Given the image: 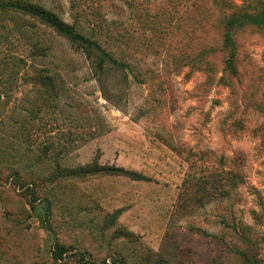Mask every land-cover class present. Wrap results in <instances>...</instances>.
Returning <instances> with one entry per match:
<instances>
[{
  "label": "rangeland",
  "instance_id": "1",
  "mask_svg": "<svg viewBox=\"0 0 264 264\" xmlns=\"http://www.w3.org/2000/svg\"><path fill=\"white\" fill-rule=\"evenodd\" d=\"M0 2L95 23L127 62L98 74L0 8V264H264V26L236 30L231 69L222 34L227 13L264 0ZM93 162L150 179L60 175Z\"/></svg>",
  "mask_w": 264,
  "mask_h": 264
},
{
  "label": "trees",
  "instance_id": "2",
  "mask_svg": "<svg viewBox=\"0 0 264 264\" xmlns=\"http://www.w3.org/2000/svg\"><path fill=\"white\" fill-rule=\"evenodd\" d=\"M0 8L12 9L19 11L23 14L30 15L38 19L41 23L52 28L59 35L64 36L69 42L74 44L78 50H80L84 56L89 59L94 67L96 73L100 74L105 67L109 66L115 70L125 71L127 67L126 59L120 58L116 55L112 48L104 46L102 41L103 36L101 35V27L95 23L88 27L87 32L83 31L82 28H75L74 25L64 22L54 13L47 11L39 6L32 4H19L15 2H0ZM264 26V7L260 10L249 11V10H235L232 9L223 19L222 23V34L224 38V45L233 46V51L230 54V60L227 62L226 67L231 69L234 68V34L236 30L249 28V27H261ZM112 40L117 42V38L112 37ZM106 174V175H116L125 176L132 180H143L147 181L150 178L142 173L128 170L120 166L115 165H100L96 162L89 163L85 166H78L72 170H68L65 174H60L64 177H81L87 176L89 174ZM37 203V202H36ZM31 202L30 209L31 212H35L36 204ZM42 204V225L45 228H49V202L48 200H43ZM243 239L246 244L250 245L254 249V243L251 238L243 235ZM66 248L55 243V246L51 248L50 254L51 259L54 262H58L63 259L66 255ZM245 264H258L259 259L257 258V253L254 252L247 253L245 251L240 252Z\"/></svg>",
  "mask_w": 264,
  "mask_h": 264
}]
</instances>
